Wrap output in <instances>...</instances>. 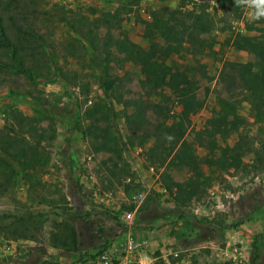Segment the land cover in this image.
Masks as SVG:
<instances>
[{
    "label": "rangeland",
    "instance_id": "obj_1",
    "mask_svg": "<svg viewBox=\"0 0 264 264\" xmlns=\"http://www.w3.org/2000/svg\"><path fill=\"white\" fill-rule=\"evenodd\" d=\"M123 1L24 0L18 4L16 11H34L28 18L34 21L41 46L34 51L28 49L29 77L15 69L0 71V128L16 111L33 121L38 131H52L53 138L38 147L44 162L35 167L42 184V201L27 197L26 186L17 175L18 167L12 165L14 184L0 197V217L6 218L5 222L29 217L35 240L0 234V238L16 242L20 250L15 258L1 257L0 264H86L104 251L112 254L111 264H119L121 245L128 233L138 243L130 264H138V259L142 264L149 260V264H163L162 255L174 264L167 253L177 247L191 251V264H205L213 249L223 247L227 241L241 242L235 245L246 253L247 264H264V123L255 122V113L247 102L238 103L236 113L243 123L225 139L215 137L212 142L216 157L239 140L245 151L239 158L240 166L221 171L209 163L212 156L207 158L210 154L193 143L199 175L187 170H173L170 175L173 183L185 186L195 181V194L188 198L172 190L170 195L159 182L161 159L147 152L152 138L144 129L131 131L125 127L117 100L140 98L163 103L169 109L170 118L165 121L169 126L179 110L176 99L166 89L146 97L139 87L142 76L138 68L123 62V55L111 48L113 39L125 40L140 49L149 42L160 43L159 29L146 16L161 7L190 10L193 4L204 5L207 12L215 15V21L224 20L216 23L221 31H210V47L200 48L192 41L183 43V49L176 54L155 58L196 82L195 93L202 106L189 117L184 138L191 142L217 111V76L222 64L249 60L246 53L232 47L233 38L242 35L234 34L232 24L241 16L244 26L264 23L245 19L242 8L233 18L227 7L221 11L216 0H139L130 13L119 15L115 30H97L100 55L107 60L100 70L93 66L94 54L86 42L56 12H66L73 22L81 18L92 24L99 14L113 13ZM253 34L246 31L244 36ZM79 84L83 89L76 86ZM93 102L103 107L105 120L100 125L114 140L118 156L92 153L87 137L90 126L82 120V111ZM49 106L57 110H46L41 115L35 108ZM148 120L154 123L150 115ZM128 212L133 215L125 222L123 214ZM62 221L68 222L78 235L76 252L53 249L47 242L48 232ZM134 222L144 229L133 231Z\"/></svg>",
    "mask_w": 264,
    "mask_h": 264
},
{
    "label": "trees",
    "instance_id": "obj_2",
    "mask_svg": "<svg viewBox=\"0 0 264 264\" xmlns=\"http://www.w3.org/2000/svg\"><path fill=\"white\" fill-rule=\"evenodd\" d=\"M139 0H124L113 13H101L89 24L84 19L67 17L66 12L57 11V16L62 22L74 28V33L86 42L93 52V66L103 70L107 60L101 57L102 49L98 46L99 28L115 30L120 21V14L132 11ZM221 11L227 7L231 17L237 18L234 0H216ZM24 0H0V71L15 69L29 77L27 66L28 49L37 50L41 45V38L35 34L34 21L29 20V14L34 11H16ZM198 7V9H197ZM197 4L190 10L168 9L161 7L149 13L151 24L159 29L160 43L149 42L145 49L127 43L125 40H112V49L123 55V62H129L136 66L142 79L139 87L146 97L159 95L166 89L176 99L179 108L172 116L169 126L165 121L170 118L168 107L161 103L143 101L140 98L117 100L120 104L119 112L123 118L125 127L129 130H145V134L152 138V144L147 148L151 157L161 159L159 182L164 191L170 195L177 192L178 195H186L188 198L195 194V181L185 186L173 183L170 172L173 170H187L195 176L199 175L193 143L204 148L211 159L209 163L221 171L237 169L240 166V156L245 152L241 142L237 140L230 148L225 147L219 156L214 155L215 137L225 139L228 134L235 131L243 119L236 113V106L240 102H247L255 113V122L264 123V26L246 25L247 32L253 35H236L232 41V47L236 51L245 52L249 56L246 62L226 61L222 64L217 76V84L220 91L216 94L215 101L217 111L207 119L202 129L194 135L191 142L184 138L189 124V117L202 106L196 93V82L188 77L185 72L158 62L157 55L168 56L176 54L183 49V43L196 42L200 48L210 47L213 44L211 30L221 31L216 23H224L219 18L215 21V15L207 12V6ZM70 54V53H69ZM77 84V83H76ZM80 89L83 85L79 84ZM102 89V87H100ZM103 95L105 91L102 89ZM108 96V95H107ZM16 98V97H15ZM41 115L46 110L54 112L56 107L49 106L37 108ZM103 107L93 102L82 111V120L87 121L90 130L87 132L92 153H114L116 144L110 138L101 122L105 120ZM10 120L0 128V197H2L14 184L15 175L12 165L18 167L19 179L26 186L27 197L43 198L39 191L42 187L37 177L35 167L44 163L38 152L41 142L50 141L53 132L38 131L33 121L22 117L16 111L10 113ZM148 115L154 118V123L148 120ZM146 128H149L146 131ZM264 149V147H263ZM259 157V155H258ZM262 157V156H261ZM110 160V159H109ZM264 160V158H261ZM43 162V163H42ZM195 183V184H194ZM179 199V196L176 197ZM6 218L0 217V234L5 238L35 240L31 231L29 217H20L17 220L5 222ZM2 222V223H1ZM41 225H37L39 229ZM133 231H142L144 227L137 222L131 226ZM47 242L53 249L65 253L76 252L79 248L78 235L73 227L66 221L57 225L48 232Z\"/></svg>",
    "mask_w": 264,
    "mask_h": 264
},
{
    "label": "built area",
    "instance_id": "obj_3",
    "mask_svg": "<svg viewBox=\"0 0 264 264\" xmlns=\"http://www.w3.org/2000/svg\"><path fill=\"white\" fill-rule=\"evenodd\" d=\"M147 16L149 18V15ZM238 27H241V29L243 30L242 18L232 24V30L234 31V34H241L242 30L238 29ZM132 215V212L124 213V221L126 222L131 220ZM235 232H237V230H235ZM236 243L241 245V242L239 241H236L232 244H229V242L227 241L224 243L223 247L214 248L213 252L210 255V259L205 264H247L246 253L242 250L241 246H236ZM121 246L123 255L121 257V260L119 261V264H130L132 259V251L137 249L138 243L135 242L131 235H129L128 233L125 235L123 244ZM19 254L20 251L16 248V242L0 238V258L5 256L15 258ZM167 256H170L171 262L174 264H191V251L182 250L177 247L174 248L172 252L167 253ZM161 257L163 260V264H169L166 256L162 255ZM112 260V254L104 251L97 254L94 259L87 261L86 264H111ZM148 262L150 263L151 261L149 260ZM137 263L142 264L139 259Z\"/></svg>",
    "mask_w": 264,
    "mask_h": 264
},
{
    "label": "clouds",
    "instance_id": "obj_4",
    "mask_svg": "<svg viewBox=\"0 0 264 264\" xmlns=\"http://www.w3.org/2000/svg\"><path fill=\"white\" fill-rule=\"evenodd\" d=\"M234 4L245 9L251 20L264 18V0H234Z\"/></svg>",
    "mask_w": 264,
    "mask_h": 264
},
{
    "label": "crops",
    "instance_id": "obj_5",
    "mask_svg": "<svg viewBox=\"0 0 264 264\" xmlns=\"http://www.w3.org/2000/svg\"><path fill=\"white\" fill-rule=\"evenodd\" d=\"M244 15L243 16H245V19H247V18H249V16L247 15V12H246V10L244 11V13H243ZM241 18L243 19L244 17H242L241 16ZM146 19H149L148 18V16H146ZM254 21V20H253ZM255 21H257V23L258 22H260V23H264V18H261L260 20H255ZM255 23V22H254ZM253 24V23H252ZM256 26H258V25H256ZM244 24H243V30L241 29V27H238V29H241L242 30V32H241V34H242V36H244V34L246 33V31H245V29H244ZM231 43V42H230ZM241 52V51H240ZM245 53V52H244ZM20 251V250H19ZM27 251H29L28 249L27 250H24V253L25 254H27ZM41 259H43V257L41 258Z\"/></svg>",
    "mask_w": 264,
    "mask_h": 264
}]
</instances>
